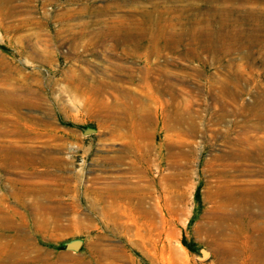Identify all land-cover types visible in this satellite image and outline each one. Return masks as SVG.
Instances as JSON below:
<instances>
[{
    "label": "rangeland",
    "instance_id": "rangeland-1",
    "mask_svg": "<svg viewBox=\"0 0 264 264\" xmlns=\"http://www.w3.org/2000/svg\"><path fill=\"white\" fill-rule=\"evenodd\" d=\"M0 264H264V0H0Z\"/></svg>",
    "mask_w": 264,
    "mask_h": 264
},
{
    "label": "water",
    "instance_id": "water-1",
    "mask_svg": "<svg viewBox=\"0 0 264 264\" xmlns=\"http://www.w3.org/2000/svg\"><path fill=\"white\" fill-rule=\"evenodd\" d=\"M67 246H68V248H74V250H79L81 247V243L80 242H76V243L73 242V243L68 244ZM205 255H207V253H205Z\"/></svg>",
    "mask_w": 264,
    "mask_h": 264
},
{
    "label": "trees",
    "instance_id": "trees-1",
    "mask_svg": "<svg viewBox=\"0 0 264 264\" xmlns=\"http://www.w3.org/2000/svg\"><path fill=\"white\" fill-rule=\"evenodd\" d=\"M197 198H198V200L200 199V193L197 191ZM191 251H193L194 249H193V247H192V245H190V244H188V243H184Z\"/></svg>",
    "mask_w": 264,
    "mask_h": 264
},
{
    "label": "bare ground",
    "instance_id": "bare-ground-1",
    "mask_svg": "<svg viewBox=\"0 0 264 264\" xmlns=\"http://www.w3.org/2000/svg\"><path fill=\"white\" fill-rule=\"evenodd\" d=\"M225 248V247H224Z\"/></svg>",
    "mask_w": 264,
    "mask_h": 264
}]
</instances>
